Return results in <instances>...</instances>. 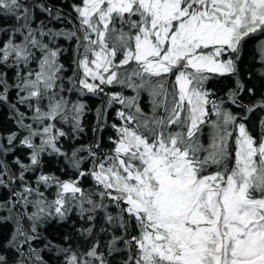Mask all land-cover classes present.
Masks as SVG:
<instances>
[{
  "label": "snow or ice",
  "instance_id": "snow-or-ice-1",
  "mask_svg": "<svg viewBox=\"0 0 264 264\" xmlns=\"http://www.w3.org/2000/svg\"><path fill=\"white\" fill-rule=\"evenodd\" d=\"M0 264H264V0H0Z\"/></svg>",
  "mask_w": 264,
  "mask_h": 264
}]
</instances>
